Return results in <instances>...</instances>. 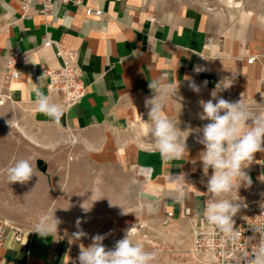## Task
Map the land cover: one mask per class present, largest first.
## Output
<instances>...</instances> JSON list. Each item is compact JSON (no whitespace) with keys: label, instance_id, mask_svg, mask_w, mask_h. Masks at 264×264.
I'll return each instance as SVG.
<instances>
[{"label":"crops","instance_id":"0c3cea01","mask_svg":"<svg viewBox=\"0 0 264 264\" xmlns=\"http://www.w3.org/2000/svg\"><path fill=\"white\" fill-rule=\"evenodd\" d=\"M77 1L44 15L38 5L23 13L20 0H0V264H79L80 245L93 236L105 245L169 214L191 231L201 226L207 177L195 129L208 121L199 101L228 78L219 96L264 114V10L233 0ZM60 49L75 52L86 88L70 109L49 93L43 73L63 65ZM14 58L20 75L7 83ZM40 77L64 109L59 124L36 110ZM161 77L177 85L165 114L187 138L183 159L162 158L149 131L145 100L154 95L150 80ZM19 159L37 170L27 183L9 184L7 168ZM245 171L251 185L233 194L244 204L264 185V153ZM49 209L61 223L41 237L32 231ZM78 230L87 236L73 240Z\"/></svg>","mask_w":264,"mask_h":264},{"label":"clouds","instance_id":"9594fccd","mask_svg":"<svg viewBox=\"0 0 264 264\" xmlns=\"http://www.w3.org/2000/svg\"><path fill=\"white\" fill-rule=\"evenodd\" d=\"M41 77L34 90L36 110L59 124L64 109L42 91ZM226 79L228 78L216 84L209 100L199 101L202 108L199 118L208 121L202 128L195 129L197 143L203 145L198 159L202 163L203 174L207 177L208 200L197 215L202 216L208 225L214 226L229 240L236 242L241 233L235 227L234 217L241 211L242 206L247 205L241 198L233 199V194H238L241 186L251 185V178L245 169L253 163L257 152L264 153V114L251 111L242 99L230 102L219 96L221 91L231 87L232 83H227ZM190 86L193 91H200L195 84ZM149 88L154 95L146 98L145 106L149 109L148 121L151 122L149 131L156 148L165 160L183 159L184 153H188L187 138L181 135V129L178 130L165 114L168 97L178 93L177 85L167 83L165 78L161 77L150 80ZM192 162L195 163V160ZM209 169L212 170L210 176ZM36 170L29 159H19L7 168V180L9 184H25L35 175ZM261 208L264 209V204H261ZM55 210L49 209L32 232L41 237L57 234L61 221L55 218ZM79 224L77 221L78 229ZM133 231L134 227L128 229L112 250L104 246V236L99 234L93 236L88 247L80 245L79 264H153L158 254L146 251L142 245L135 242L132 237ZM253 231L254 235L248 240H257L258 234L259 245L251 249L250 255L245 256L242 262L264 264V229L253 228ZM86 236L87 233L78 230L73 233L72 238L79 240Z\"/></svg>","mask_w":264,"mask_h":264},{"label":"built area","instance_id":"2783aa9c","mask_svg":"<svg viewBox=\"0 0 264 264\" xmlns=\"http://www.w3.org/2000/svg\"><path fill=\"white\" fill-rule=\"evenodd\" d=\"M21 10L27 13L35 4L41 7V13L50 15L56 6H69L79 4L77 0H20ZM86 14H95L101 17L100 10L87 9ZM52 42H47L45 47H50ZM63 58V65L58 70L45 68L44 75L48 78V90L51 95L61 98L66 109H70L85 97L86 88L81 81V70L77 65V57L74 51L60 49ZM21 58H14L8 66L6 81L10 83L19 78L17 66ZM254 58L249 60L253 64ZM264 185L261 190L254 195L253 200L246 203L247 207H241V211L234 217L235 227L241 233L236 242L229 240L220 233L214 226L207 223L195 227L192 230V240L188 248V255L193 259L204 260L207 264H243L245 256L250 255V250L258 247L257 240L249 241L248 238L254 235L253 228L264 229ZM173 214H169L163 219V225L172 223ZM5 223L0 220V246L3 239Z\"/></svg>","mask_w":264,"mask_h":264},{"label":"rangeland","instance_id":"374dc122","mask_svg":"<svg viewBox=\"0 0 264 264\" xmlns=\"http://www.w3.org/2000/svg\"><path fill=\"white\" fill-rule=\"evenodd\" d=\"M208 1L214 4L216 0ZM233 1L241 3L246 9H253L256 11L264 10V0ZM132 237L134 241L142 245L146 251L156 252L158 254L153 264H207L204 260L193 259L188 255V248L192 240V231L188 224L171 223L165 226L163 225V221H155V223L138 227V229L133 231ZM120 239H122V237H117V239L116 237L112 239H107L106 237L104 246L106 249L112 250L116 242Z\"/></svg>","mask_w":264,"mask_h":264}]
</instances>
